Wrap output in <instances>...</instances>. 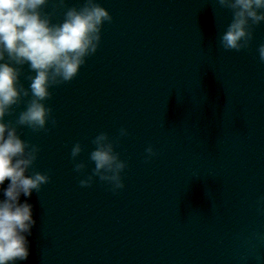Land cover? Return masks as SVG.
I'll return each mask as SVG.
<instances>
[{
    "label": "water",
    "instance_id": "obj_1",
    "mask_svg": "<svg viewBox=\"0 0 264 264\" xmlns=\"http://www.w3.org/2000/svg\"><path fill=\"white\" fill-rule=\"evenodd\" d=\"M97 2L112 21L77 77L50 89L56 126L16 125L29 98L5 117L40 148L30 174L50 176L28 201L36 226L17 264H264V23L247 49L225 51L232 12L218 0ZM56 3L41 9L53 24L84 0ZM101 132L127 164L116 193L80 185Z\"/></svg>",
    "mask_w": 264,
    "mask_h": 264
},
{
    "label": "clouds",
    "instance_id": "obj_2",
    "mask_svg": "<svg viewBox=\"0 0 264 264\" xmlns=\"http://www.w3.org/2000/svg\"><path fill=\"white\" fill-rule=\"evenodd\" d=\"M49 2L0 0V264L28 260V237L36 226L34 206L28 201L34 191L39 193L50 182L47 174H30L40 148L21 139L17 127L5 123V117L12 115L13 107L22 98H29L16 125L33 132L48 131L49 122L55 127L52 109L45 104L51 99L50 89L77 77L86 58L97 52L103 25L112 21L110 13L97 0H84L82 7L69 8L63 21L53 24L49 16L41 13ZM218 3L232 12V21L220 36V46L225 51L247 49L254 39V28L264 23V0H218ZM65 4L66 0H57L56 7ZM258 53L264 63V44L259 45ZM25 65L34 73L27 76L28 88L21 84ZM127 135V130L121 128L120 136ZM92 144L95 147L89 159L95 167L92 175L80 181L81 187H91L94 178H99L114 193L123 189L122 173L127 164L115 151L113 140L101 132ZM82 151L80 143L71 150L77 173L86 169L84 163L76 162ZM146 154L151 158L156 153L149 146Z\"/></svg>",
    "mask_w": 264,
    "mask_h": 264
}]
</instances>
